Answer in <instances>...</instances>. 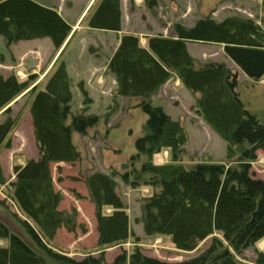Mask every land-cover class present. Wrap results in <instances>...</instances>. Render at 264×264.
I'll use <instances>...</instances> for the list:
<instances>
[{"label": "trees", "instance_id": "16d2710c", "mask_svg": "<svg viewBox=\"0 0 264 264\" xmlns=\"http://www.w3.org/2000/svg\"><path fill=\"white\" fill-rule=\"evenodd\" d=\"M119 0H99L87 16L93 29H121ZM150 6L153 0L147 2ZM71 31L70 24L55 8L35 0H0V35L7 44L20 40L49 37L59 48ZM173 35L147 38L142 47L139 37L127 33L120 37L108 70L117 81V94L139 97L137 104L146 115L143 133L136 138L132 160L144 159L139 168L121 174L132 187L152 189L142 204L145 235L167 236L180 251H193L211 237L209 245L195 257L164 261L135 248L121 250L112 261L101 252L81 260L68 257L50 246L57 230L73 231L74 211L59 210L62 194L53 186L52 163H71L80 153L72 134H85L99 122V116L71 111L70 81L63 61H57L43 87L0 72V147H10L9 133L19 124L20 113L12 116L9 105L28 89V110L38 149L37 158L14 164V180L7 197L16 207L9 211L13 230L0 218V264H241L236 255L264 238V178L250 171L258 149L264 150V121L248 111L236 91L237 71L224 62L210 61L200 66L189 54L186 42L216 43L224 55L252 80H264V28L249 17L229 16L222 20L199 18L189 27L172 25ZM175 73L181 85L197 93L195 110L211 130L226 144V158L232 164L180 162L185 154L187 133L150 96ZM83 104L90 102L81 87ZM264 93V90H263ZM169 149L170 163L154 164L153 155ZM5 183L0 170V185ZM85 183L95 206L97 245L105 248L125 243L131 232L126 205L116 193L112 175L93 172ZM7 208V207H6ZM105 208L111 211L106 213ZM216 234V235H215ZM220 235V236H219Z\"/></svg>", "mask_w": 264, "mask_h": 264}, {"label": "rangeland", "instance_id": "374dc122", "mask_svg": "<svg viewBox=\"0 0 264 264\" xmlns=\"http://www.w3.org/2000/svg\"><path fill=\"white\" fill-rule=\"evenodd\" d=\"M98 1H94L95 4L91 7L89 14L93 12ZM153 1L154 4L147 7V11L142 10L143 17L141 12H138L129 14L125 18L127 21L130 20L129 24L134 29H140L145 23H150L159 31L170 36L174 23H181L189 27L199 18L208 16L217 21L229 16L249 17L264 26V0ZM144 3L145 1L142 4ZM11 45L23 48V44L21 43L12 42L7 44L0 35V63L5 64L2 65L5 66L9 74L13 73L19 79L21 78L18 74H22L24 78L21 80L24 81L28 76L24 75L21 71V51L18 48H10L12 47ZM189 48L198 59L196 62L197 66L212 60L220 61L225 59L222 46L216 43L190 42ZM237 74L238 83L236 91L244 107L253 113L260 122H263L264 84L261 80L248 78L239 70H237ZM32 81L29 82V85ZM28 91V89L24 90L9 104L12 108V116L20 113L21 119L19 124L7 137L10 147H0V170L5 180V183L0 185V218L7 222L16 232H19V230L12 223L8 214L9 211H12L16 212L19 216L21 215L7 198L11 191L10 183L15 177L13 165H22L26 160L38 156L33 126L30 122L31 117H29L28 104L30 95ZM102 94L99 97L101 100L92 104L90 97L86 94L90 99V102L86 105L83 104V94L81 104L76 96L74 99H71L73 114L80 113L83 108H86L85 113L98 115L99 122L88 128L85 134H72V141L80 153L77 161L51 164L54 189L59 191L63 197L58 209L74 211L77 226L73 231H67L64 227H60L53 240L49 243L50 246L54 251H58L76 260H81L87 255L97 257L103 252L104 259L109 262L121 250L124 249L130 253L135 248L140 249V251L148 256H153L164 261H181L195 257L206 249L211 237L200 242L193 251H180L174 247L167 236H149L144 234L142 204L144 198L151 193L152 189L147 186L132 187L122 181L121 174L132 170L134 167L139 168L144 160L142 157L139 160H132V157L136 153L134 142L143 133L142 128L146 121V115L137 106L140 101L139 97H129L122 100L117 98L115 94ZM162 100L165 102L164 99ZM154 104L159 105L158 103ZM177 104L180 106L174 109L179 113L180 117L187 120L195 117L197 112L195 106L191 105L189 97H185L183 102H178ZM0 112V121H3L6 115L2 111ZM187 123H185L187 126L184 127L187 133V142L183 146L185 154L180 156V162L185 165L193 162L226 164L235 162L236 157L232 159L226 158L225 142L209 126H207L208 128H200L196 127V124L193 122ZM256 153L257 157L251 163L250 171L253 177L263 179L264 150L258 149ZM152 162L154 164L172 162L170 150L162 149L159 153L153 155ZM93 172L110 174L115 179L116 193L126 205L131 232L125 243L110 245L105 248L97 245L98 232L95 206L91 201L85 183V177ZM104 211L109 213L111 209L105 208ZM0 244H3L2 241H0ZM236 258L241 264H264V238L241 254L236 255Z\"/></svg>", "mask_w": 264, "mask_h": 264}, {"label": "crops", "instance_id": "0c3cea01", "mask_svg": "<svg viewBox=\"0 0 264 264\" xmlns=\"http://www.w3.org/2000/svg\"><path fill=\"white\" fill-rule=\"evenodd\" d=\"M35 1L44 6L55 8L58 14L70 24L71 31L69 35L58 49L54 47L49 37L20 40L16 43L23 44L22 49L12 45L10 48L20 49L21 71L24 75H34L35 77L30 84L31 86L37 85L40 88L43 87L46 79L45 77H47L49 72L53 69L54 64L57 61H63L70 81L72 99L76 96L80 104L82 103L80 86L90 97L91 104L100 101L101 99L99 97L102 93V95L115 94L117 98L122 100L129 98L117 94L116 78L114 74L108 70V63L118 47L120 37L123 34L134 33L138 35L140 37L139 43L142 47H147V38L150 36L157 34L167 36V34L159 31L150 23H145L144 26L136 30L129 24L130 20L127 21L125 19L129 14L138 12H141L143 17L142 10L147 11V7L150 6L147 2L150 0H119L121 29L118 31L93 29L87 26V16L89 15L91 7L95 4V0ZM144 1L145 3L142 4ZM256 23L264 28L260 22ZM171 35H173V32L170 36ZM189 43L190 42H186L187 50L197 62L198 59L189 48ZM216 62H224L233 71L239 70V68L233 64L231 60L227 59L226 56L225 59ZM2 64L4 63H0V70L2 71L0 72L7 76L9 72L6 71L5 64ZM261 82L264 84V80H261ZM197 96V93H193L181 85L176 74L172 73L170 78L150 96V100L153 104L158 103L162 106L164 111L173 120L179 121L183 127H186L187 125L185 123L189 121L195 123L196 127L208 128L199 114L196 113L195 117L187 120L186 118L180 117L179 113L174 109L180 106L177 103L183 102L185 97H189L191 105H194ZM162 99H164L165 102H163Z\"/></svg>", "mask_w": 264, "mask_h": 264}, {"label": "built area", "instance_id": "2783aa9c", "mask_svg": "<svg viewBox=\"0 0 264 264\" xmlns=\"http://www.w3.org/2000/svg\"><path fill=\"white\" fill-rule=\"evenodd\" d=\"M18 76L22 79V78H24L23 76H22V74H18Z\"/></svg>", "mask_w": 264, "mask_h": 264}]
</instances>
